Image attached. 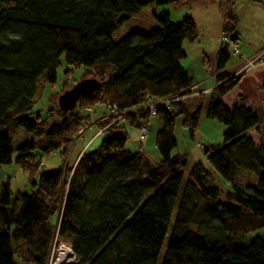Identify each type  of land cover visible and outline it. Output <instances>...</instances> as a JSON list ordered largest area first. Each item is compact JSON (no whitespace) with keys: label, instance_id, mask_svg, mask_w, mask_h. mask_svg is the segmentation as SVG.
I'll list each match as a JSON object with an SVG mask.
<instances>
[{"label":"trees","instance_id":"1","mask_svg":"<svg viewBox=\"0 0 264 264\" xmlns=\"http://www.w3.org/2000/svg\"><path fill=\"white\" fill-rule=\"evenodd\" d=\"M224 3L226 40L234 43L233 0ZM185 5L186 0H0V168L11 162L6 127L34 137L18 147L15 159L28 177V193L13 197L9 183L0 186V264H49L60 241L74 256L68 264H264L263 237L243 245L230 238L264 231V129L256 112L223 103L241 79L225 72L228 44L217 52L216 87L205 104L192 110L194 98H188L168 109L156 107L154 116L142 109L132 114L188 91L192 81L182 66V45L194 43L198 33L191 19L174 23L161 12L152 15L157 29L135 27L118 41L113 37L149 6ZM61 57L84 70L79 81L95 79L100 87L63 112L58 97L79 81L64 83L50 99L59 122L46 129L47 119L30 117L45 87L56 83ZM96 106L104 110L97 129L106 127L98 147L85 149L74 168L63 164L57 173L39 174L35 157L65 155L89 123L86 111ZM112 113L122 115L118 120ZM202 114L224 127L222 145L201 149L206 167L172 154L176 121L193 139ZM153 118L160 123L156 165L141 152L125 150L123 125L138 129L139 121L150 130ZM243 171L256 182H236ZM214 179L230 190L221 192Z\"/></svg>","mask_w":264,"mask_h":264},{"label":"crops","instance_id":"2","mask_svg":"<svg viewBox=\"0 0 264 264\" xmlns=\"http://www.w3.org/2000/svg\"><path fill=\"white\" fill-rule=\"evenodd\" d=\"M224 1L186 0V5L182 9L175 10L170 7V10H162L174 23H179L185 18L191 19L197 29V40L194 43L184 42L182 45L185 53L182 66L191 79L192 86L196 85L199 90L204 91L190 100L189 105H193L192 110L199 104H205L207 96L216 87L214 78L217 52L225 44L224 39H229L225 32L229 8ZM230 10L236 18L234 33L236 40L233 43L236 52H231V59L225 72L231 77L241 75V79L238 85L223 98V103L228 107L242 105L256 112L260 118L259 129H262L261 127L264 129V55L256 59L264 51V0H233ZM251 61H253L251 65H246L245 62ZM239 99L244 101L239 102ZM154 124L158 131L159 121L154 120L151 125ZM89 127L79 138H85L89 131L94 129ZM251 134L257 138L255 130L251 131ZM96 135V132L91 135L87 145L96 138ZM87 145L83 146L74 159L77 157L78 160Z\"/></svg>","mask_w":264,"mask_h":264},{"label":"rangeland","instance_id":"3","mask_svg":"<svg viewBox=\"0 0 264 264\" xmlns=\"http://www.w3.org/2000/svg\"><path fill=\"white\" fill-rule=\"evenodd\" d=\"M166 9L170 10V6H149L145 8L137 17L127 22L125 26L113 37V40L118 41V39L122 35H126L135 27H140L146 30L157 29L158 25L153 20L152 15H159L162 10ZM60 62L62 66L57 71L56 83L53 86L47 85L45 87L44 91L41 93L40 98L37 100L33 110V114L30 117V120H34L35 115L38 114L43 120L47 119L46 129L49 128L51 125L57 124L59 122V118L55 116L57 106L55 102H52L50 100L51 96L57 95L61 91L64 83L68 87H72L74 85V82L79 81L84 74V70L82 68H75L66 65L64 63L63 57L60 58ZM86 112L89 115V123L85 125L80 135L91 125V123H93V125H91L90 127H93L94 129L92 131H89V129V133L85 136V138H78L65 155H62L60 152H53L49 155H41L35 157V163L39 166V174L57 173L61 169L63 164H67L70 167H73L75 165L77 157L75 159L74 157L83 148L84 145H87L91 135H94L95 132L97 133L98 121L96 123L95 121L101 117L104 110H102L101 106H96L94 109L87 110ZM154 120L157 119H151V123L154 122ZM262 123L263 120H261V125H263ZM123 125L125 126V129L128 134V139L125 144V150L130 153L141 152L153 165H156L160 161V156L155 149V135L157 133V128L155 127V124L151 125V130L148 131L146 136H142L140 134L139 129L137 128L126 124ZM223 131V125H221L215 120H209L204 118V115L202 114L198 126L195 130V136L193 139H191L189 137L188 131L181 126V121L177 120L175 123L174 130L175 138L177 141V147L173 150L172 154L175 155L178 153L186 155L189 165L199 162L204 167H206V159L204 158L199 146L204 145L205 147H208L211 145H222ZM3 132L7 136L11 144L12 154L11 162L0 168V186L4 183H9L13 197H15L17 194H27L28 177L16 164L15 159L18 154V147L33 141L34 137L30 134L25 133L21 128L15 125L6 127ZM102 138L103 136L96 137L86 146V150L92 151L96 149L102 141ZM252 179L256 182L254 176L243 171L242 173H240V175H238L236 182L239 181V184L242 185H252ZM214 182L219 187L221 192H224V190H230L227 184L221 179H219L218 181L214 179ZM257 236L264 238V231L253 232L243 236L242 238L233 236H230V238L237 242L235 243L236 245H243L241 243H245L246 241L248 243L251 239ZM60 242L62 243V245L59 248H57V244L56 246L53 245L51 253V255L53 254V258H56L58 252L62 250L60 248H65L69 250V245L67 242ZM69 259L71 262L74 260V258L72 257H69ZM70 261L68 263H70Z\"/></svg>","mask_w":264,"mask_h":264},{"label":"built area","instance_id":"4","mask_svg":"<svg viewBox=\"0 0 264 264\" xmlns=\"http://www.w3.org/2000/svg\"><path fill=\"white\" fill-rule=\"evenodd\" d=\"M224 41H225V43L228 44L230 50L235 53L236 52L235 45L232 42H229L226 39H224ZM263 55H264V52H262L261 54H259V56L256 59H258L260 57H263ZM245 63H246V65H251L253 63V61H251V62H245ZM203 92L204 91L203 90H199V88L196 85L195 86H191L188 89V91H186L185 93H183L181 95L175 96V97H173L171 99L157 100V101H155L153 103L144 105L143 107L139 108L138 110L133 111L132 114H135L136 112H138L139 110L142 109V110H145V111L151 113V115L154 116L155 115V108L156 107L163 106L166 109H168V107H169V105L171 103H174V102L177 103V102H181L183 100H186L188 98H193V97H195V96H197V95H199V94H201ZM112 114H113L114 118L116 117V118H118V120L120 119L118 116L119 115L120 116L122 115V114H119L118 115V114H115V113H112ZM123 115H125V114H123ZM136 123H137L138 129L140 131V134L142 136H146L147 133H148V131H149V126L146 125V124H141L139 121H137ZM105 129H106V127L101 128V129H98L96 137L104 134ZM203 147H204V145H200L199 146L200 149H202ZM61 245H62V243L59 242L57 248H59ZM60 249L65 250V251H68V255L61 260L60 259V252H61V250H60L58 252V255H57L56 258H53V254L51 255V260L49 261V264H68V262L70 261L69 257L74 258V256H73L70 248H69V250L68 249H65V248L64 249L63 248H60Z\"/></svg>","mask_w":264,"mask_h":264},{"label":"water","instance_id":"5","mask_svg":"<svg viewBox=\"0 0 264 264\" xmlns=\"http://www.w3.org/2000/svg\"><path fill=\"white\" fill-rule=\"evenodd\" d=\"M100 87L95 79H85L63 92L57 99V106L63 112H72L81 98H90Z\"/></svg>","mask_w":264,"mask_h":264},{"label":"bare ground","instance_id":"6","mask_svg":"<svg viewBox=\"0 0 264 264\" xmlns=\"http://www.w3.org/2000/svg\"><path fill=\"white\" fill-rule=\"evenodd\" d=\"M77 162V161H76ZM76 164V163H75ZM74 168V166H73ZM68 255V251L65 250H61L60 252V259L62 260L63 258H65Z\"/></svg>","mask_w":264,"mask_h":264}]
</instances>
